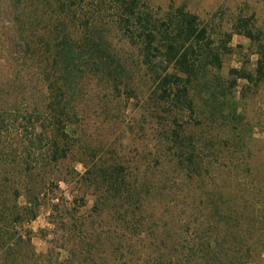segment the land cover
<instances>
[{
  "label": "trees",
  "instance_id": "obj_1",
  "mask_svg": "<svg viewBox=\"0 0 264 264\" xmlns=\"http://www.w3.org/2000/svg\"><path fill=\"white\" fill-rule=\"evenodd\" d=\"M169 3L0 0V264H264V29Z\"/></svg>",
  "mask_w": 264,
  "mask_h": 264
},
{
  "label": "rangeland",
  "instance_id": "obj_2",
  "mask_svg": "<svg viewBox=\"0 0 264 264\" xmlns=\"http://www.w3.org/2000/svg\"><path fill=\"white\" fill-rule=\"evenodd\" d=\"M154 3L170 4L169 2L172 0H152ZM179 3H185L190 6V8L194 9L198 13H202L203 15H210L211 18H215L217 21H221V23L227 24L226 26L229 28V22L234 16V13L248 14L249 12H255V23L261 29H264V0H176ZM224 5L226 9L223 8V11H217L218 6ZM250 40L243 35H234L231 46L235 48V55L232 57L230 65L233 67H239L241 62L247 57V54H250ZM238 46L244 47L243 51L238 49ZM243 52V54L241 53ZM241 53V54H240ZM245 57V58H244ZM252 62L255 61V57L251 58ZM229 63V62H227ZM242 82L239 83L238 92L241 90ZM240 93L236 95L239 98ZM264 104V103H263ZM255 137L258 139L264 138V133L260 128L255 130ZM79 171H83V167H79ZM65 188V186H64ZM46 226L45 216H41L37 221H34L28 225V228L35 232L34 235V245L36 247L37 252L44 253L46 251L47 245L41 239L38 234V230ZM247 264H258V263H247Z\"/></svg>",
  "mask_w": 264,
  "mask_h": 264
}]
</instances>
